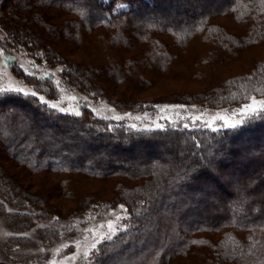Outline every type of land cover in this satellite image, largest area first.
Instances as JSON below:
<instances>
[{
	"label": "trees",
	"instance_id": "obj_1",
	"mask_svg": "<svg viewBox=\"0 0 264 264\" xmlns=\"http://www.w3.org/2000/svg\"><path fill=\"white\" fill-rule=\"evenodd\" d=\"M171 8L174 15L161 14ZM220 17L231 18L241 32L227 28ZM96 28L106 31L99 37L119 53H108L102 65L68 59L62 40H74L75 35L83 41ZM0 31L6 50L26 48L38 59L46 57L48 65L64 62L69 84L107 96L101 85L86 80L95 70L122 83L127 73L144 90L150 85L146 74L168 70L193 43L206 52L197 57L196 75L210 73L206 67L224 63L249 46L264 44V0H0ZM122 49L141 50L127 57L120 54ZM12 67L57 90L51 79L26 75L15 62ZM255 92L264 94V56L250 70L198 93H183L179 101L236 104ZM146 101L155 103H112L141 108ZM165 144L170 149L163 150ZM136 156L145 159L139 162ZM6 158L33 173L62 175L68 179L61 180L65 184L74 182L73 176L136 181L117 182L118 194L109 203L127 207L130 226L101 243L91 264L119 263L114 251H119L121 264H170L190 255L194 264H264V110L235 127L135 129L87 108L79 114L61 112L37 96L0 90V210L6 209L14 220L23 218L24 225L41 219L60 224L99 205V199L88 196L64 217L43 206L52 191L39 186L33 193L4 164ZM68 184L66 192L71 190ZM54 227L40 228L42 242L52 244L58 235ZM6 241L11 248L31 239L9 236ZM32 255L20 254L19 264H49L45 255Z\"/></svg>",
	"mask_w": 264,
	"mask_h": 264
},
{
	"label": "rangeland",
	"instance_id": "obj_2",
	"mask_svg": "<svg viewBox=\"0 0 264 264\" xmlns=\"http://www.w3.org/2000/svg\"><path fill=\"white\" fill-rule=\"evenodd\" d=\"M64 13L68 19H76L74 14ZM165 13L171 16L174 15L175 10L171 8L161 14ZM218 21L229 29L236 28L241 32L242 28H239L231 18L220 17ZM63 24L65 23L62 22ZM73 24L77 31L76 23H71V25ZM97 30L99 31L97 32ZM87 32L89 36L84 37L83 41L80 39L81 37L77 38L75 35L74 40H62V45H64L62 50L68 59L76 61L79 58H84L102 65L107 60L108 53L118 52L115 50V46L107 47V44L99 37V33L106 32L104 29L96 28ZM65 33L67 32L65 31ZM57 34L58 32L54 33L56 35L54 41L56 42H58ZM93 38L97 40L95 43L92 41ZM88 39L92 41L91 44H87ZM1 42L2 34L0 31L1 92H18L24 95H33L34 93V96H37L40 101L61 112L79 114L87 108L98 116L135 129H156L169 125L221 129L235 127L248 116L264 110V94L259 92L249 94L243 102L236 104L210 105L205 102L186 103L179 101V95L183 93H198L200 90L219 83L227 76L243 73L253 68L255 62L264 56L263 43L245 48L234 57L227 58L224 63L206 67L209 68L210 73L204 75H196L197 69L195 67L198 66H196L197 57L203 56L206 53L205 49H201L199 43H193L186 51L179 54L180 56L170 65L168 70L156 74H146L150 85L143 87L144 90H140L143 84L136 79L128 80L130 75L127 73V75L125 74L126 80L122 83V80L115 77L113 79L106 78L107 75L105 76L101 69L95 70L93 77H87L86 80L92 84L95 83L97 86L101 85L105 90V95H107L104 96L101 92L98 93L93 89H80L78 86L69 84L68 78L65 77L66 64L64 62L48 65L46 57L38 59L37 55H33L26 48L10 52ZM140 50L127 49L120 54H126L128 57ZM14 62L26 75L51 79L57 90L52 92L49 86L26 78L25 75L20 74L17 68L12 67ZM19 89L23 91H19ZM112 100L131 102L151 100L155 103L148 104L146 101L141 108L139 106L129 107V105L123 107L116 106ZM168 146L165 144L161 148L163 150L170 149ZM136 158L139 162L145 159L137 156ZM3 162L10 170L17 173L19 178L23 179L26 187L33 193L39 186L42 189H50L52 193L49 201H44L45 198H43L42 200L46 203L43 206L54 207L53 209L59 211V214L64 217H66L71 206L76 207L77 204L82 203L80 201L86 200L88 196L95 197V200L99 199L98 203L100 202V204L95 207L91 204L92 206L88 207L80 216L72 217L69 221H63L60 224L50 222L48 219H41L35 224L24 225L28 223L23 218L14 220L12 215L7 214L6 209L0 210V261L19 264L17 257L27 253L33 254L32 256L45 255V262L49 264H91V258L101 243L115 238L130 226V215L127 207L123 203L111 204L109 202L118 194V188H116L118 181H125L127 184H133L136 181H127L119 177L96 179L73 176L74 182L67 183L71 190L66 192L67 184L64 182H67L68 179L62 175L51 172L33 173L12 160L7 159ZM228 178V175L224 176L226 181ZM52 218L56 219V217ZM47 225L55 226L54 228L58 230V235L52 239V244L42 242L39 236L40 228ZM23 235L29 236L31 241L22 246L14 245L11 248L6 246V240L9 236L21 237ZM131 251L128 250L127 252ZM118 252L114 251L113 256L120 261L117 264H121L123 261ZM194 258L192 255L180 257L170 264H194L195 260H192ZM206 262L207 264L212 263L211 261Z\"/></svg>",
	"mask_w": 264,
	"mask_h": 264
},
{
	"label": "snow or ice",
	"instance_id": "obj_3",
	"mask_svg": "<svg viewBox=\"0 0 264 264\" xmlns=\"http://www.w3.org/2000/svg\"><path fill=\"white\" fill-rule=\"evenodd\" d=\"M19 91H23L22 89H19ZM25 94H27V93H25ZM33 95H34V93H33Z\"/></svg>",
	"mask_w": 264,
	"mask_h": 264
}]
</instances>
